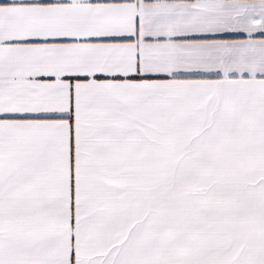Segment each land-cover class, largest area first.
I'll use <instances>...</instances> for the list:
<instances>
[{
	"label": "snow or ice",
	"instance_id": "snow-or-ice-1",
	"mask_svg": "<svg viewBox=\"0 0 264 264\" xmlns=\"http://www.w3.org/2000/svg\"><path fill=\"white\" fill-rule=\"evenodd\" d=\"M0 264H264V0H0Z\"/></svg>",
	"mask_w": 264,
	"mask_h": 264
}]
</instances>
